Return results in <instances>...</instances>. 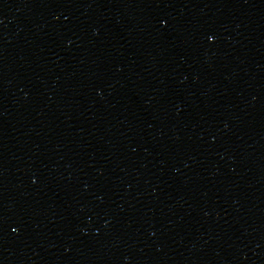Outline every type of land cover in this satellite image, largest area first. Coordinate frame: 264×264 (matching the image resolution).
I'll use <instances>...</instances> for the list:
<instances>
[{
    "label": "water",
    "instance_id": "water-1",
    "mask_svg": "<svg viewBox=\"0 0 264 264\" xmlns=\"http://www.w3.org/2000/svg\"><path fill=\"white\" fill-rule=\"evenodd\" d=\"M111 264H264V0H214L167 146Z\"/></svg>",
    "mask_w": 264,
    "mask_h": 264
},
{
    "label": "snow or ice",
    "instance_id": "snow-or-ice-1",
    "mask_svg": "<svg viewBox=\"0 0 264 264\" xmlns=\"http://www.w3.org/2000/svg\"><path fill=\"white\" fill-rule=\"evenodd\" d=\"M208 39H209V40H211V39H212V37H211V36H209V37H208Z\"/></svg>",
    "mask_w": 264,
    "mask_h": 264
}]
</instances>
